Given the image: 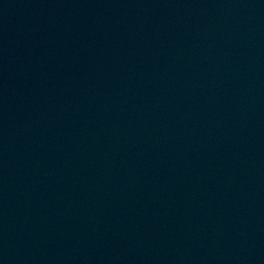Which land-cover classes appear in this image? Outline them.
<instances>
[{
    "label": "water",
    "instance_id": "water-1",
    "mask_svg": "<svg viewBox=\"0 0 264 264\" xmlns=\"http://www.w3.org/2000/svg\"><path fill=\"white\" fill-rule=\"evenodd\" d=\"M0 264H264V0H0Z\"/></svg>",
    "mask_w": 264,
    "mask_h": 264
}]
</instances>
